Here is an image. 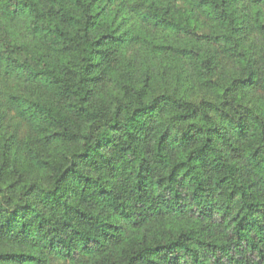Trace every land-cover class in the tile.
Listing matches in <instances>:
<instances>
[{"label":"trees","instance_id":"16d2710c","mask_svg":"<svg viewBox=\"0 0 264 264\" xmlns=\"http://www.w3.org/2000/svg\"><path fill=\"white\" fill-rule=\"evenodd\" d=\"M0 264H264V0H0Z\"/></svg>","mask_w":264,"mask_h":264}]
</instances>
